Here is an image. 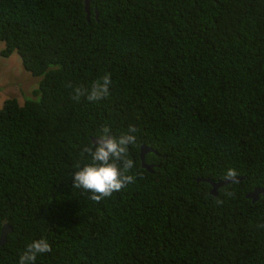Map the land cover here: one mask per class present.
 <instances>
[{
  "label": "trees",
  "instance_id": "trees-1",
  "mask_svg": "<svg viewBox=\"0 0 264 264\" xmlns=\"http://www.w3.org/2000/svg\"><path fill=\"white\" fill-rule=\"evenodd\" d=\"M87 7L0 0V56L40 77L37 99L0 107V264L40 238L35 264H264V194L245 197L264 189V0ZM106 73V98L73 100ZM104 125L135 126L136 179L97 203L73 173ZM229 168L238 183L211 194Z\"/></svg>",
  "mask_w": 264,
  "mask_h": 264
},
{
  "label": "clouds",
  "instance_id": "clouds-1",
  "mask_svg": "<svg viewBox=\"0 0 264 264\" xmlns=\"http://www.w3.org/2000/svg\"><path fill=\"white\" fill-rule=\"evenodd\" d=\"M112 83L110 74H105L100 79L92 82L90 87H76L73 91V100L85 97L88 101H98L109 95V86ZM71 87V85H69ZM135 126H129L127 132L115 136L111 128L104 125L100 134L92 140L90 146H85L83 152L91 157V162L83 167H77L73 173V188L82 189L90 193L89 199L99 203L110 197L114 192H119L127 185L134 183L136 177L128 174L135 164L128 157L130 145L137 142ZM238 173L229 168L224 179L238 183ZM231 195V193H227ZM217 203H223L217 200ZM51 251V245L45 238L33 240L19 257V264H35L40 254Z\"/></svg>",
  "mask_w": 264,
  "mask_h": 264
},
{
  "label": "rangeland",
  "instance_id": "rangeland-1",
  "mask_svg": "<svg viewBox=\"0 0 264 264\" xmlns=\"http://www.w3.org/2000/svg\"><path fill=\"white\" fill-rule=\"evenodd\" d=\"M3 43L0 42V49ZM40 77L32 76L23 69L18 54L13 51L8 57L0 56V107L2 101L13 97L19 105L27 99H37L34 94Z\"/></svg>",
  "mask_w": 264,
  "mask_h": 264
},
{
  "label": "water",
  "instance_id": "water-1",
  "mask_svg": "<svg viewBox=\"0 0 264 264\" xmlns=\"http://www.w3.org/2000/svg\"><path fill=\"white\" fill-rule=\"evenodd\" d=\"M83 4H84V10L86 11V13H88L87 11V5H88V0H83ZM87 16V15H86ZM94 141L95 142V139H91V141ZM146 151H151L150 148H146L144 147L142 144L140 145L139 147V153H138V156H139V166L143 169H145L146 171L150 172V165L148 164H145L144 161H143V155ZM239 180V178H237ZM201 180V179H199ZM204 181L208 182L209 185L211 186L210 188V193L211 194H214L215 193V189L221 185H224L225 183H228L230 181H226V180H222V181H219V182H211L209 181L208 179H204ZM261 193V194H264V189H254L253 191H251L250 193L246 194L245 197L246 198H250L251 201H254L255 199H257V196L258 194ZM10 231V228L9 226L7 225V223H2L1 226H0V245L4 242L5 240V235L6 233H8Z\"/></svg>",
  "mask_w": 264,
  "mask_h": 264
}]
</instances>
